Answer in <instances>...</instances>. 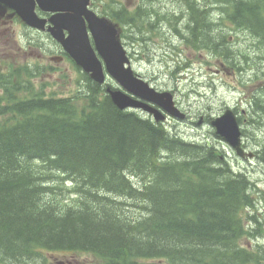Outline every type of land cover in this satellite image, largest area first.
<instances>
[{"label":"trees","instance_id":"obj_1","mask_svg":"<svg viewBox=\"0 0 264 264\" xmlns=\"http://www.w3.org/2000/svg\"><path fill=\"white\" fill-rule=\"evenodd\" d=\"M177 2L170 17L184 24L174 32L195 51L233 67L247 60L229 46L228 26L264 51V0ZM145 5L104 15L139 32L168 20ZM41 74L0 73V264H45L46 253H88L93 264H264V247L241 244L254 237L244 214L255 185L219 148L117 109L84 74L73 96H46L30 83ZM248 104L260 127L264 89Z\"/></svg>","mask_w":264,"mask_h":264},{"label":"rangeland","instance_id":"obj_2","mask_svg":"<svg viewBox=\"0 0 264 264\" xmlns=\"http://www.w3.org/2000/svg\"><path fill=\"white\" fill-rule=\"evenodd\" d=\"M144 1L146 7L169 18L151 30L147 28L149 32L144 27L139 32L119 25L121 42L129 55L130 66L157 91L171 93L175 106L186 115L183 121L166 119L164 124L172 132L177 131L187 141L206 142L219 148L235 171L249 176L255 185L256 199L254 208L244 214V225L246 230L254 231V237L246 236L241 244L264 247V161L260 159L264 157V119L260 120V127L252 124L248 109V101L264 89V51L257 49L255 39L248 33L228 26L224 32L229 36V46L247 57L244 60L240 56L236 68H232L221 57L190 48L174 32V28H182L184 24L174 22L170 17L174 13L180 14L183 9L177 0ZM141 4V0H92L90 8L103 16L120 7L131 12ZM14 30L16 45L23 48L28 38L32 42L31 48L21 56L13 55L10 58L0 55L1 73L6 65L14 69L24 64L40 65L46 71L30 80L36 90L58 98L78 93L82 80L73 63L65 57L59 62L50 60V57H62L57 53V44L46 35L34 31H30L27 37V31L19 24L14 26ZM38 51L44 52L41 59H37ZM108 82L116 86L111 80ZM227 107L240 118L241 129L244 130L243 144L247 151L254 153L255 158L241 162L214 135L210 121ZM44 256L45 264H93L98 261L97 257L88 253H46Z\"/></svg>","mask_w":264,"mask_h":264},{"label":"water","instance_id":"obj_3","mask_svg":"<svg viewBox=\"0 0 264 264\" xmlns=\"http://www.w3.org/2000/svg\"><path fill=\"white\" fill-rule=\"evenodd\" d=\"M35 1L41 10L58 12L49 21L34 13ZM0 0V4L13 8L27 26L47 32L73 60L76 66L102 85L106 77L118 88L107 87L106 93L119 110H140L152 116L155 123L165 116L184 120L185 115L174 105L169 92H158L135 75L129 58L120 42L117 25L87 9L89 0ZM66 32V34H65ZM60 61V59H55ZM215 134L221 138L238 158H252L241 146V131L231 109L210 122Z\"/></svg>","mask_w":264,"mask_h":264},{"label":"flooded vegetation","instance_id":"obj_4","mask_svg":"<svg viewBox=\"0 0 264 264\" xmlns=\"http://www.w3.org/2000/svg\"><path fill=\"white\" fill-rule=\"evenodd\" d=\"M35 12L38 16H40L43 19L48 20L52 14L49 12L41 11L38 6L35 8ZM20 24L22 27H24L20 23V18L16 14L15 10L1 5L0 7V55H4L5 57H10L13 55H24L27 54L26 52L30 50L31 43L30 41L27 42V45L24 49L18 47L16 45L15 39H14V26ZM25 28V27H24ZM25 31L30 32V29L25 28ZM33 31V30H32ZM44 52H39L37 55V59H41ZM57 53L62 54L59 50ZM30 54V53H29Z\"/></svg>","mask_w":264,"mask_h":264}]
</instances>
